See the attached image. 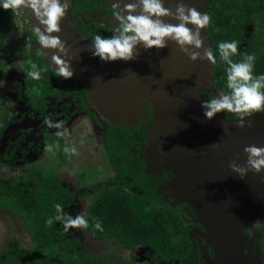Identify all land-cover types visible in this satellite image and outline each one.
Here are the masks:
<instances>
[{
  "label": "water",
  "instance_id": "water-1",
  "mask_svg": "<svg viewBox=\"0 0 264 264\" xmlns=\"http://www.w3.org/2000/svg\"><path fill=\"white\" fill-rule=\"evenodd\" d=\"M111 2L102 8L111 7L107 5ZM181 2L201 13L210 11V0H163L164 7L173 12ZM74 3L70 0L68 12L60 22L61 32L52 34L66 42L69 53L62 58H71L72 78L82 81L104 115L120 126L145 122L149 106L146 99L149 100L152 120L147 124L148 145L144 154L147 172H172L168 186L177 199L175 202L191 205L215 251L216 263L260 264L253 244L261 224L255 228L252 224L262 222L264 217V171H249L241 179L229 164L235 161L246 165V146L264 147V111L245 118L246 125L251 122L250 128L237 127L238 118L229 117L226 112L208 120L201 105L208 100L203 91L211 99L215 95V65L207 60L191 61L171 40L162 49L145 50L138 45L139 56L131 61L98 60L90 51L94 36L77 28ZM162 19L179 23L170 17ZM32 20L43 30L34 16ZM201 36L203 48H211L208 26L201 30ZM44 52L55 69L51 56L56 50ZM217 143L220 147L213 148ZM248 228L250 235L245 233Z\"/></svg>",
  "mask_w": 264,
  "mask_h": 264
},
{
  "label": "trees",
  "instance_id": "trees-1",
  "mask_svg": "<svg viewBox=\"0 0 264 264\" xmlns=\"http://www.w3.org/2000/svg\"><path fill=\"white\" fill-rule=\"evenodd\" d=\"M108 1L75 0L73 11L74 13L91 11ZM107 11L112 13V9ZM207 14L210 16L208 34L211 49L217 58L212 76L215 86L227 91V65L220 61L218 51V43L222 41H237L239 54L234 57V62H239L245 54L254 55L256 60L253 75H264V39L262 42V37L256 31H253L252 41L246 38V27L254 24L257 18L261 19V25L255 28L260 29L264 26V0H210V11ZM15 20L16 13L13 10L0 8V28L14 26ZM78 29L89 36L107 37L113 34L106 26L96 28L95 24L85 25L82 21ZM28 41L29 36H24L21 40L25 46L23 50L26 49ZM243 42H248L247 46L242 47ZM38 56L37 59L43 58L44 63L35 64H43L47 71L53 73L41 52ZM31 65L30 63L28 72L33 71ZM29 78L33 89L30 96L36 101L39 100V93L47 91L53 93L55 87L59 94L84 90L83 84L74 79L60 77L61 81L54 86L53 82L45 79ZM203 95L206 96L207 93L203 91ZM6 117L0 109V121ZM56 133L55 130L45 129L42 133V143L44 149L46 145H53L52 151H47V154L65 160L63 149L66 147V137ZM135 137L141 141L139 148H144L145 123H140L136 127L120 125L109 127L105 138V152L117 174V178L111 182L84 186L82 182L88 179V173L81 172V180L77 181L79 187L73 191L62 185L54 163H46L44 149L39 161L29 164L16 178L0 176V212L8 213L12 209L19 213L24 220L25 228L31 234L32 242L31 248H27L18 238L8 241L0 251V264H113L107 255H86L82 250L76 249L59 230L57 222H54L52 227L46 224L50 217L56 215V204H60L66 213L69 206L75 204L78 198L85 196L91 198L84 215L89 223V227L84 230L89 235L101 241L113 239L116 244L128 249L147 245L154 251L151 261L147 264H162L159 259L166 264H174L176 259L182 257L189 259V253H192L189 238L191 224L184 217H187L188 211L194 220L195 213L189 203H184L187 211H182L180 205L171 204L170 198L165 200L155 190L156 181L145 173L142 158L133 155L127 148ZM57 143L58 148L55 147ZM1 159L8 163L15 161L11 155L6 154ZM171 175L170 173L169 177ZM94 219L102 222L103 231L94 228ZM263 239L264 230H261L257 243L264 253Z\"/></svg>",
  "mask_w": 264,
  "mask_h": 264
},
{
  "label": "clouds",
  "instance_id": "clouds-1",
  "mask_svg": "<svg viewBox=\"0 0 264 264\" xmlns=\"http://www.w3.org/2000/svg\"><path fill=\"white\" fill-rule=\"evenodd\" d=\"M0 7L4 10L22 12L26 10L32 17L34 16L39 25L43 26V30L41 27L34 29L39 45L43 49L56 50L51 56V62L56 66V75L64 79L73 77L71 58H62L68 57L69 49L66 42L62 41L59 36L52 35L61 32L60 22L68 12L70 0H63V2L61 0H0ZM112 7L115 10L113 17L118 22L115 31L109 38L96 35L90 49L93 55L101 61H131L139 56L138 45H142L145 50L162 49L167 47V42L171 40L191 61L195 62L200 59L207 60L213 65L217 63L216 54L211 48H203L204 40L201 36V30L210 24V16L199 12L195 7H188L181 2L176 5L175 12H173L164 7L163 0H136L134 3L125 4L123 8L117 2L113 3ZM134 13L138 14L134 15ZM164 17H170L179 23H166L162 19ZM188 25H192L193 28ZM238 47V42L235 40L218 43L219 59L227 65V91L223 89L224 92L216 97L205 100L201 107L208 120L213 119L217 113H234L238 116L237 127L250 128L252 124L249 122L246 125L245 118H251L264 111V91H262L264 75H253L256 60L254 55L245 54L239 62H234V57L239 54ZM202 48L201 53L199 50ZM31 67L33 71L28 72L27 76L39 80L41 71L36 70V64H32ZM216 91L215 86V95L218 94ZM44 123L49 128H63L62 121L54 123L51 119H45ZM61 134V132L56 133V135ZM55 147L58 148L59 144L57 143ZM212 147L219 148L220 145L217 143ZM52 148L53 145L45 146L46 151H52ZM63 151L70 156L75 153L76 149L65 147ZM244 153L247 155L246 165H238L235 161L229 164V168L234 173L243 179L249 171L256 174L264 171V147L246 146ZM55 208L56 215L46 221L47 226L52 227L54 222H60L65 232L89 227L83 214L73 217L65 213L60 204H56ZM260 224L261 221L257 220L252 227L255 228ZM93 226L96 230L103 231L101 221L94 219Z\"/></svg>",
  "mask_w": 264,
  "mask_h": 264
},
{
  "label": "flooded vegetation",
  "instance_id": "flooded-vegetation-1",
  "mask_svg": "<svg viewBox=\"0 0 264 264\" xmlns=\"http://www.w3.org/2000/svg\"><path fill=\"white\" fill-rule=\"evenodd\" d=\"M107 3V2H106ZM105 3V4H106ZM103 5L100 8L91 10V11H82L79 13H74L77 21V28L79 27L80 21L84 22L85 25L89 24H95L96 28L100 26H106L108 27L111 32L113 33L115 31V27L117 26L118 22L115 21L113 17V12L114 9L112 7L108 8H102ZM2 8V7H0ZM74 9V7H73ZM107 9H112V13H109ZM100 10L101 15H96L95 12ZM16 13V20L14 26L11 27H2L0 28V82H5V96L1 97L0 99V109L2 110V113L5 114L7 117L4 120L0 121V167L6 163L7 161L2 160V156L5 154L8 156H12L15 161L11 163H16L17 158H16V152L18 153L20 148L26 145V136H35L32 134L33 131L35 130H41L43 131L45 129H49L51 131L55 130L57 132H61L62 134L60 136H65V144L66 147L71 148V144L68 142V136L64 135L63 131L61 129H56V128H49L45 123V119H51L54 123L58 121H62L63 125L66 123H72L73 121L76 122H81V118L83 120H86V124L88 122V119L90 118L91 122L86 125V128L88 127V131L90 132L89 134L91 135L90 137H93V133L91 130H96L100 133V136L102 137V141L104 142V146L101 148V152H103L107 164H98L96 163L95 166L90 170L87 169L86 167L80 166L79 169L77 170V181L80 179L81 180V172L88 173V179L96 176H103L106 174L105 170V165H110L109 167L113 170L110 161L108 157L106 156L105 152V138L106 134L109 131V127L111 125H118L111 120H109L99 109L97 104L92 100L90 97L85 84L82 81H79L83 84L84 90L80 91H75V92H62L61 94L56 92V87L53 90V93L50 92H45V93H39V100L36 101L34 98L30 96L31 94V89L32 87L30 84V78L27 76L28 73V67L31 64L35 63H44L43 58L37 59L39 56L38 54H41L46 58L47 65L51 68L53 73L47 71L42 65L36 64L37 65V70L41 71V78L42 80H46L48 82H53L54 86L56 83H59L61 80L60 77L56 75L55 69L52 67V65L49 62L48 57L43 53L41 46L38 43V37L34 31V27H32V24L30 23L29 25H24L22 28L24 31L20 33L18 37L15 36V40L17 41L16 44L12 47H7V42H6V31L7 29H10L12 27H17V19H18V13L15 10ZM21 20L23 21H31L32 22V17L30 13L22 15ZM108 20L111 22L109 23ZM22 23V22H21ZM261 25V19L257 18L254 24H249L246 27V38H250L251 41L254 39L252 34L253 31H256L257 34H259L262 37V42L264 39V26H261L260 29H256V26ZM209 26V25H208ZM256 29V30H255ZM80 30V29H78ZM259 30V31H258ZM82 32V31H81ZM263 34V35H262ZM118 35V33H117ZM24 36H29V41L28 45L25 50V46L21 43V40L23 39ZM96 35H94L95 37ZM103 37V36H102ZM111 36H107L104 38H109ZM248 42H243L242 47L247 46ZM25 55V56H24ZM99 60V58H97ZM29 83V85H28ZM61 84V83H60ZM3 86V87H4ZM219 89V90H218ZM4 90V89H3ZM33 90V89H32ZM216 92H224L222 89L216 87ZM264 91V89L262 90ZM207 93V91H205ZM56 93V94H55ZM4 95L2 91V96ZM209 94L207 93V99H211L208 96ZM146 101L149 103L148 109H147V119L145 122L146 126L149 122L152 120V105L149 100L146 99ZM227 113V112H226ZM228 116L229 114L232 115V118H238L236 117L237 114L234 113H227ZM230 117V116H229ZM95 126H94V124ZM21 124V125H19ZM139 126V124L137 125ZM134 127V126H133ZM136 127V126H135ZM10 130V131H6ZM104 131V132H103ZM103 132V133H102ZM6 134V137L4 135ZM93 135V136H92ZM88 137V136H87ZM89 140H91L89 138ZM133 141L127 145L128 150L133 154L140 156L142 158V161L144 162V167H145V173L149 174L152 178L155 179L156 181V187L155 190L165 199L167 200L168 198L171 199L173 205H180V210L182 211H187V207L185 206L184 203L186 202H175L177 200L174 196L173 197H168L165 198V192H170L173 193L171 189H169V182L172 178L169 177V174L172 172L163 170L161 174H158V172L155 170L152 173L147 172V165L148 161L145 160L144 154L147 148V130H146V139H145V147L140 149L139 146L141 144V141L139 138H133ZM43 142V139H42ZM93 143V142H92ZM29 144V143H28ZM27 144V145H28ZM35 145V143H31L30 146ZM94 145L95 142H94ZM58 152V149L56 150ZM162 153V149L160 151ZM59 157V155L57 156ZM76 157V156H75ZM82 156H77L76 159ZM56 158V157H55ZM23 159V158H22ZM57 159V158H56ZM68 159V155L65 154V160ZM80 160H83L79 158ZM61 162L65 161L64 159ZM3 163V164H2ZM55 165V170L56 173L58 174L57 170L60 167L61 163L53 162ZM108 167V168H109ZM87 169V170H86ZM100 172V173H96ZM114 176L108 178L106 177L104 180H100L99 182H94L88 183V179H86L85 182H82V184L85 185H92V184H99L100 182H111L115 178H117L116 172L113 170ZM2 176V175H0ZM59 180L63 184L61 175H59ZM7 177V176H4ZM10 178V177H8ZM78 183V182H77ZM149 185H154L152 183H149ZM78 186V185H77ZM68 187V186H67ZM79 187V186H78ZM77 187V189H78ZM71 189L70 187H68ZM77 189H71L73 191ZM86 198L89 200L88 206L91 202L90 197H82ZM81 199V198H78ZM174 201V203H173ZM77 203V202H76ZM75 203V204H76ZM73 205V204H72ZM71 205V206H72ZM87 206V208H88ZM70 207V206H69ZM87 210V209H86ZM193 211V209H192ZM194 212V211H193ZM187 217L185 216L184 218L189 221L191 224V230L189 232V238L191 242L190 249L192 253L190 252L189 259L182 257L180 259H176L174 261V264H218L215 262V251L214 249L208 244V241L206 240V237L204 236V228L201 225V223L198 221L197 217L193 220L191 217V213L187 211ZM196 216V215H195ZM261 230H264V217L261 222L260 227L258 228L257 231V236L254 240V252H256L259 255V260L260 264H264V253L261 251L259 243H257V238L261 232ZM85 231V230H84ZM86 232V231H85ZM87 233V232H86ZM245 233L247 235H250L251 229H246ZM88 234V233H87ZM101 241V240H100ZM263 241V246H264V239ZM141 247L145 248V258L146 261L143 264H147L148 262L151 261V255L154 254V251L149 248L147 245H138ZM137 246V247H138ZM135 249V248H134ZM110 260V259H109ZM162 264H166V262L162 260H158ZM112 262V261H111ZM113 263V262H112ZM258 264V261L257 263Z\"/></svg>",
  "mask_w": 264,
  "mask_h": 264
},
{
  "label": "rangeland",
  "instance_id": "rangeland-1",
  "mask_svg": "<svg viewBox=\"0 0 264 264\" xmlns=\"http://www.w3.org/2000/svg\"><path fill=\"white\" fill-rule=\"evenodd\" d=\"M117 2L120 3L121 8L124 7L125 3L123 0H112V2L107 5L112 7V4ZM16 11L18 13V19H17L18 25L17 27H12L10 29H7L5 36L7 47H12L16 44L17 41L15 40V36L18 37L20 33L24 31V29L22 28L24 25L26 24L29 25L31 23L32 27L34 28L37 27L34 20H32V22L30 20L29 21L21 20L22 17L20 16V14L21 15L22 13L27 14L28 12L26 10L23 12L20 10H16ZM95 14L101 15L100 10L95 12ZM41 49L45 54L44 52L45 49H43L42 47ZM3 79L5 78L3 77ZM2 81L0 82V99L1 97L5 96V86H4L5 82ZM2 91L4 93L3 96H2ZM216 96L217 95H214L213 98ZM103 111L101 112L103 113ZM90 120L91 119L89 118L86 124V120H83L81 118V122L73 121L72 123L70 122L63 125V128L61 130L63 131L64 135L68 136V140H69L68 142L71 144V148L76 149L75 153L70 154V156L68 155V159L65 160L64 162L63 161L61 162L60 160L56 159L54 156L47 154V151L44 149V145L42 143V139H43L42 132L41 130H35L32 132V134H34L35 136L32 135L26 136L27 137L26 145L21 147L18 153L16 152V158H17L16 163H8V162L4 163L0 167V175L7 176L12 179L16 178L22 173V170L25 167H27L29 164L35 161H39V159L41 158L40 154L41 153L44 154L42 150L44 149L45 151L44 157L47 159L46 160L47 164L48 163L51 164L54 161L57 163H61L57 172L59 175H61L63 184L65 186L70 187L73 190L77 189L79 184L77 183L76 173L80 166L84 165V167H86L87 169L90 168L91 170L93 166L96 165V163L102 165L107 164L106 158L103 152H101V148L104 146V142L101 140L102 137L100 136V133L96 130H91L94 135L92 136L95 137V141H94V138L90 137L91 136L89 134L90 132L87 130L88 127L86 128V125H88L91 122ZM89 138L91 140H89ZM94 142L96 145H94ZM31 143H35V145L30 146ZM48 156H50V158H48ZM75 156L76 157L82 156L79 158L83 160H80L79 158L76 159ZM109 166H110L109 164L104 166L106 170L105 175L99 177L98 176L92 177L88 179V183L99 182L100 180H104L106 177L110 178L114 176V172ZM164 192H165L164 195L165 198L173 197V193H171V191L170 192L164 191ZM88 203L89 200L86 198L78 199L76 204H73L72 206L67 208L66 213L71 214L73 217H75L77 214L85 215ZM23 221L24 220L22 219L21 215L17 212L12 211V209H10L8 213L0 212V251L8 241H13L16 238H18L21 241V244L24 247L31 248L32 246V242L30 238L31 234L25 228ZM57 226L59 227V230L64 233V237L66 239H69L71 241V244L75 245L76 249L82 250L86 255H107V258L110 259L113 262V264H143L146 261L144 247L138 246L135 249H128L116 244L113 239L100 241L96 237L87 234L84 231V229H71L70 231L65 232L63 230V225L60 222H57Z\"/></svg>",
  "mask_w": 264,
  "mask_h": 264
}]
</instances>
